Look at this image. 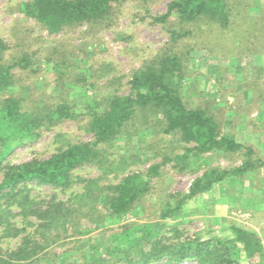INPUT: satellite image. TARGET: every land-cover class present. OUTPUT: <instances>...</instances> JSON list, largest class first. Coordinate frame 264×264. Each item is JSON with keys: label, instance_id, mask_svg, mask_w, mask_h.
<instances>
[{"label": "trees", "instance_id": "16d2710c", "mask_svg": "<svg viewBox=\"0 0 264 264\" xmlns=\"http://www.w3.org/2000/svg\"><path fill=\"white\" fill-rule=\"evenodd\" d=\"M124 1L26 0L20 3V10L49 36L83 25L88 31L100 32L112 28L118 16L116 6ZM251 4L249 0H171L165 12L151 16L168 32V42L156 56L127 74L129 90L124 93H119L123 76L108 79L103 94L97 81L90 80L111 70L106 62L99 68L91 63L86 66L85 61L96 53V49L89 48L92 41L74 44L72 36H36L31 41L22 32L15 43L20 48L9 57L7 51L12 46L0 36V236L21 238L17 247H0V264H264V236L255 229L231 223L230 235L215 234L208 228L182 236L178 223L168 225L165 221L178 218L188 200L211 191L228 177L264 168V160L254 146L244 144L234 134L223 133L220 120L208 106L188 103L183 85L188 76L189 48L187 44L178 47L194 33L198 23H204L206 39L219 43V48L223 49L227 41L232 43L229 53H264V5L258 7L257 15L250 16L248 12L255 10ZM235 9L241 12L239 22L234 20ZM43 63H52L56 68L53 80L58 93L41 91L49 84L46 78L44 86L36 88L39 93L33 96L32 104L26 107L24 97L10 93V89L24 84L26 78L39 79ZM112 86L116 90H111ZM77 87L84 88L85 93L92 88L93 95H72ZM85 118L82 126L93 135L92 140H66L44 159L3 162L18 146L35 141L43 130ZM151 124L155 130L149 127ZM157 131L177 137L183 151L165 149L159 153L148 143V137ZM135 137L146 142L147 152L144 149L143 154L147 161L157 156L162 157L161 161L152 162L144 171H129L119 182L101 183L107 173L116 169L120 173L130 162H143L141 154L116 157L114 152L118 141L133 145ZM212 151H239L244 158L230 169L207 168L193 179L188 192L168 193L157 219L124 221L134 210L144 211L143 201L154 192L153 180L162 175L163 166L171 163L180 174L194 172L193 164ZM86 165L98 166L102 174L79 178L84 185L76 190L79 179L75 171ZM42 185L68 189L69 196L38 198L32 191ZM82 219L103 230L99 236L102 242L97 243L100 253L91 249L96 239L87 236L90 230L84 228ZM18 222L21 225L16 227ZM27 224L32 229L28 230ZM116 225L119 228L108 234L107 229ZM167 230L175 235L168 237ZM67 238L75 240L73 249L63 254L54 251V246H63ZM74 255L77 257L73 260Z\"/></svg>", "mask_w": 264, "mask_h": 264}, {"label": "rangeland", "instance_id": "374dc122", "mask_svg": "<svg viewBox=\"0 0 264 264\" xmlns=\"http://www.w3.org/2000/svg\"><path fill=\"white\" fill-rule=\"evenodd\" d=\"M22 1L26 0H0V36L9 41L12 46L7 51V55L10 57L20 48L15 43L17 39L22 38V34H24L22 32H25L26 37L31 41L36 36L48 39L72 36L74 44L81 40L92 41L89 48L96 49V53L85 61L86 66L91 63L94 64V68H99L102 62L110 63L111 66V70H108L109 72L101 78H98L97 75L90 78L91 81H97L102 94L107 92L104 85L108 79L114 76H123L119 93L127 92L130 79L127 74L132 69L138 68L145 60L156 56L163 50L169 39L165 28L160 23H156L151 16L165 12L171 0H126L122 5L116 6L118 16L112 28L95 32L93 29L86 30L87 25L72 26L52 36H49L47 30H42L34 19L27 18L21 12L20 3ZM249 1L255 10L249 11L248 15H257L258 7L264 5V0ZM234 20L241 21L239 9H235ZM206 30L207 25L198 23L194 33L178 46L181 49L183 44H187L189 48L187 54L188 76L184 81L183 92L190 105L209 107L210 112L220 120L223 133L234 134L244 144L254 146L264 160V59L260 56L263 54L264 57V53L245 55L241 54V50V52L236 50L229 53L227 49L232 47V43L226 41V46L223 49L219 48V43L206 39ZM55 71L56 68L52 67V63H43L39 79L26 78L24 84L14 85L10 89V93L24 97V104L29 107L32 104L33 96L39 93L36 88L43 87V80H47L49 84L45 90L41 91L57 94L58 89L54 87L53 80ZM116 88V86H112L111 90H116ZM75 91L72 92V95L84 96L87 93L91 96L94 90L91 88L85 93L84 88L77 87ZM7 95L9 94H4L5 97ZM88 95L83 99L84 101L88 99ZM80 103H78V107L81 106ZM86 119L80 122L67 120L50 130H43V133L35 141L18 146L3 162L19 163L35 157L44 159L49 157L66 140H92L93 135L86 132L82 126L87 121ZM149 127L156 129L152 124ZM58 133L62 134L57 138ZM148 139L149 145L159 153L165 149L178 153L183 151L177 137L172 135L157 131ZM132 143L133 145L131 143L125 145V141H118L114 148L116 157L119 155L122 157L125 153L135 156L141 154L143 162H130L126 169L120 173L117 169V171L113 170L107 173L101 183L119 182L121 177L129 171H144L152 162L161 161V156L150 161L146 160L143 152L147 146L143 140L135 137ZM243 158L244 155L239 151H212L203 154L197 163L193 164L194 172L180 174L171 167V163L163 166L162 175L153 180L154 192L143 201L142 209L145 212L141 210L137 213L138 211L134 210L124 218V221L144 222L150 218L157 219L156 214L161 209V202L168 198V193L188 192L193 179L201 175L207 168L219 166L230 169L240 165ZM100 174H102L100 168L93 165L82 166L75 171L78 179L95 178ZM2 177L3 173L0 169V181ZM83 185V180L79 179L75 189L81 190ZM32 193L45 200L50 199L54 194L63 199L69 196L68 189L62 190L49 185L35 186ZM143 213L144 216L140 217ZM165 221L168 225L178 223V228L183 233L182 236L194 235L197 231L208 228L215 234L230 235L229 225L231 223L255 229L264 236V168L253 170L242 176L228 177L217 183L211 191L201 193L188 200L178 218H170ZM81 223L85 229L90 230L87 236L91 235L96 239L91 249L100 253L97 243L102 242L99 236L104 233L103 230L95 228V224L87 219H82ZM20 225V222L16 223V227ZM32 227L27 224L28 230ZM118 228L119 226L116 225L113 229H107L108 234H113ZM25 233L27 231L23 232V234ZM166 235L173 237L175 233L167 230ZM20 240L19 236H0V247L10 245L17 247ZM74 241L69 238L64 239L62 241L64 245L56 244L54 251L63 254L66 252L65 250L73 249L76 244ZM76 257L74 255L72 259L74 260ZM85 259L87 260L86 257ZM189 263H193V261L182 264Z\"/></svg>", "mask_w": 264, "mask_h": 264}]
</instances>
